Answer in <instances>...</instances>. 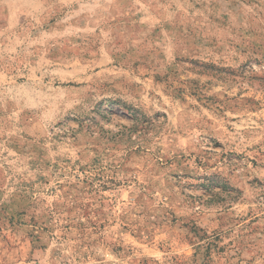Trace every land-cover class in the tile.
I'll return each mask as SVG.
<instances>
[{"label":"rangeland","instance_id":"374dc122","mask_svg":"<svg viewBox=\"0 0 264 264\" xmlns=\"http://www.w3.org/2000/svg\"><path fill=\"white\" fill-rule=\"evenodd\" d=\"M0 264H264V0H0Z\"/></svg>","mask_w":264,"mask_h":264}]
</instances>
